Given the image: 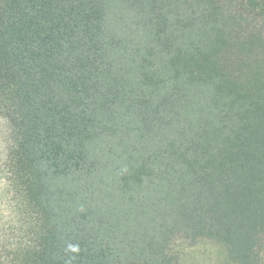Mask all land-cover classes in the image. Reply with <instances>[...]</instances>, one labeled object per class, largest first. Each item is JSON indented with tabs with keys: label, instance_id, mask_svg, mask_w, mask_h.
Returning a JSON list of instances; mask_svg holds the SVG:
<instances>
[{
	"label": "trees",
	"instance_id": "1",
	"mask_svg": "<svg viewBox=\"0 0 264 264\" xmlns=\"http://www.w3.org/2000/svg\"><path fill=\"white\" fill-rule=\"evenodd\" d=\"M0 264H264V0H0Z\"/></svg>",
	"mask_w": 264,
	"mask_h": 264
},
{
	"label": "rangeland",
	"instance_id": "2",
	"mask_svg": "<svg viewBox=\"0 0 264 264\" xmlns=\"http://www.w3.org/2000/svg\"><path fill=\"white\" fill-rule=\"evenodd\" d=\"M8 123L0 118V177L1 164L8 152L10 136ZM4 194V186L0 180V199ZM172 252L178 255L180 264H232L226 248L210 240L191 243L178 237L172 244Z\"/></svg>",
	"mask_w": 264,
	"mask_h": 264
}]
</instances>
